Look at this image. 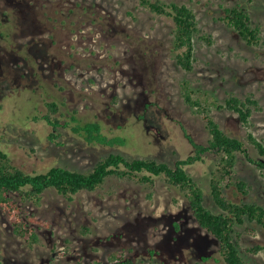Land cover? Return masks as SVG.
Segmentation results:
<instances>
[{
  "label": "rangeland",
  "instance_id": "374dc122",
  "mask_svg": "<svg viewBox=\"0 0 264 264\" xmlns=\"http://www.w3.org/2000/svg\"><path fill=\"white\" fill-rule=\"evenodd\" d=\"M193 9L194 68L173 59V22L138 6V0H0V148L27 171L52 166L90 169L103 155L154 157L173 164L192 153L182 127L199 143L210 137L202 119L183 100L179 81L222 101L228 92L251 93L261 107L244 127L232 111L212 109L230 135L247 132L264 143V0H165ZM245 8L251 25L261 26L262 44L248 46L221 20L224 7ZM201 35H211L206 43ZM56 101L62 122L72 114L98 121L104 133L122 136L123 145L88 144L69 127L52 140L40 117L45 102ZM142 115V116H141ZM141 116V117H140ZM36 117L37 119H34ZM249 153L257 157L253 145ZM215 159L187 167L204 188L206 204ZM236 174L250 186L244 201L264 205V173L238 155ZM15 200L49 226L37 229L29 247L12 232L0 211V264H109L123 252L133 264H224L217 241L191 216L184 193L157 176L152 186L108 177L101 188L67 199L49 189L39 204ZM83 228H87L85 232ZM250 230H253L251 233ZM239 249L250 264H264V230L245 221L236 226Z\"/></svg>",
  "mask_w": 264,
  "mask_h": 264
},
{
  "label": "trees",
  "instance_id": "16d2710c",
  "mask_svg": "<svg viewBox=\"0 0 264 264\" xmlns=\"http://www.w3.org/2000/svg\"><path fill=\"white\" fill-rule=\"evenodd\" d=\"M138 6L154 15L171 18L173 59L184 71H192L195 62L194 37L198 32V22L193 9L182 3L165 0H138ZM223 11L221 20L235 30L248 46L262 44L261 26L251 25L250 15L245 8L235 5L224 7ZM211 38V35H201V39L208 44L212 42ZM179 89L184 102L202 119L210 137L206 143H199L182 127L184 136L192 146V153L176 159L173 164L154 157L129 158L120 152H111L101 156L86 170L58 165L45 172L27 171L13 163L10 156L0 148V211L8 217L12 232L21 237L29 247H33L39 242L37 229L40 226H49L47 220L29 214L15 200L14 194L21 196L24 201L39 204L42 194L49 189L71 200L81 191H95L101 188L108 177L135 179L139 183L152 186L155 177L160 176L167 184L184 193L191 216L217 241L218 253L224 264H250L240 252L236 226L247 220L258 224L264 230V205L240 198L248 193L250 186L237 176L235 164L238 155H242L264 173V143L250 131L244 140L230 135L221 128L211 112L212 109L232 111L238 116L240 123L248 128L251 126L250 117L253 112L261 109L259 102L251 93L240 97L232 92H228L222 101H218L211 93L193 87L188 79L179 81ZM45 105L47 112L40 117L51 126L49 138L52 140L59 136L61 127H69L88 144L113 146L126 142L122 136H107L103 125L98 121L84 120L72 114L69 120L62 122L63 113L58 103L50 101L45 102ZM247 143L253 145L257 157L250 155ZM207 156L215 159L208 186L209 195L218 208L217 211L207 206L204 188L187 171L188 166L204 162ZM83 229L87 231V228ZM263 249L262 244L247 248L248 252L254 253ZM109 261V264H133L131 258L116 251L110 252ZM76 264L82 263L77 261ZM89 264L103 263L94 259Z\"/></svg>",
  "mask_w": 264,
  "mask_h": 264
},
{
  "label": "bare ground",
  "instance_id": "6f19581e",
  "mask_svg": "<svg viewBox=\"0 0 264 264\" xmlns=\"http://www.w3.org/2000/svg\"><path fill=\"white\" fill-rule=\"evenodd\" d=\"M207 131V130H206ZM209 139V138H208ZM247 146V145H246ZM247 148H248V146H247ZM253 164V163H252ZM236 165V164H235ZM255 166V165H254ZM256 167V166H255ZM258 169V168H257Z\"/></svg>",
  "mask_w": 264,
  "mask_h": 264
}]
</instances>
